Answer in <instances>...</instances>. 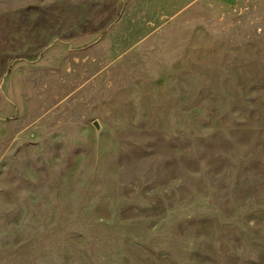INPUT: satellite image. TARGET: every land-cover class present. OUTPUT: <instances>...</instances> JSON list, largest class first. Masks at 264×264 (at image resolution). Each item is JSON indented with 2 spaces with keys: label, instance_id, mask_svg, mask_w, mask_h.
Instances as JSON below:
<instances>
[{
  "label": "rangeland",
  "instance_id": "1",
  "mask_svg": "<svg viewBox=\"0 0 264 264\" xmlns=\"http://www.w3.org/2000/svg\"><path fill=\"white\" fill-rule=\"evenodd\" d=\"M0 264H264V0H0Z\"/></svg>",
  "mask_w": 264,
  "mask_h": 264
}]
</instances>
